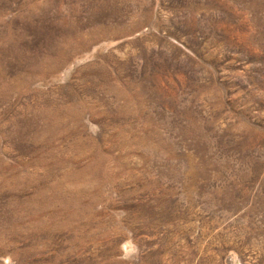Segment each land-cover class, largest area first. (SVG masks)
Returning <instances> with one entry per match:
<instances>
[{
	"label": "rangeland",
	"instance_id": "obj_1",
	"mask_svg": "<svg viewBox=\"0 0 264 264\" xmlns=\"http://www.w3.org/2000/svg\"><path fill=\"white\" fill-rule=\"evenodd\" d=\"M0 264H264V0H0Z\"/></svg>",
	"mask_w": 264,
	"mask_h": 264
}]
</instances>
